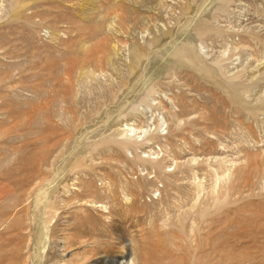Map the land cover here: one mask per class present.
<instances>
[{"label":"rangeland","instance_id":"obj_1","mask_svg":"<svg viewBox=\"0 0 264 264\" xmlns=\"http://www.w3.org/2000/svg\"><path fill=\"white\" fill-rule=\"evenodd\" d=\"M0 264H264V0H0Z\"/></svg>","mask_w":264,"mask_h":264}]
</instances>
